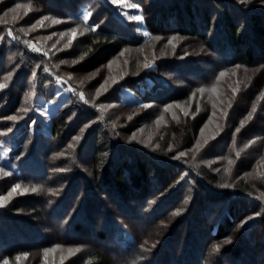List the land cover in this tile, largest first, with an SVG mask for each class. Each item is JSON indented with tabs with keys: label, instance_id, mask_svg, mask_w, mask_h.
<instances>
[{
	"label": "trees",
	"instance_id": "obj_1",
	"mask_svg": "<svg viewBox=\"0 0 264 264\" xmlns=\"http://www.w3.org/2000/svg\"><path fill=\"white\" fill-rule=\"evenodd\" d=\"M23 1L44 9L41 12L45 14L53 13L74 18L80 7L90 5L87 2L93 0ZM132 2L142 7L144 28L155 39L164 35L181 40L176 54L169 58L160 57L154 63L155 70L149 74V77L154 79L152 85L147 83L145 75L131 77L120 85L140 96L145 103L163 105L178 101L185 88L194 90L201 86L207 87L223 70L264 71V3L261 0H248L247 3H241L240 0ZM96 20L97 18L91 22L97 24ZM113 20L114 18L109 17L102 26L99 22L98 24H101L98 31L88 33L90 42L86 47L85 56L73 67V71L93 72L107 65L120 50L127 46L135 48L141 42L140 36L130 32L125 24L117 19L116 22ZM5 41L8 42V39ZM9 43L11 49L13 44L11 41ZM20 49H12V52L16 50L13 57L19 66V75L17 73L16 78L9 83V89L0 94V132L18 127L16 132L10 131L6 132V135H0V142L6 140L11 147L10 156L14 165L17 166L20 162V181L38 186L42 190L35 198L23 202L30 207L21 206L23 211L34 212V200L44 202L43 205L48 207V211H41V207L35 209L36 215L41 219L35 226L24 219L20 222L19 219V222L8 220L11 224L7 227L4 221L11 218L4 216L0 222V231H3V239L14 242L10 253L36 250L54 242L56 245L82 244L83 248H88L84 258L85 264H127L134 257L138 264H264L263 182L258 185L259 189L253 186V181L251 183L238 178L231 181L233 187L217 191L215 189L219 184L218 176L203 165L196 168L193 178L201 202L207 206L220 204L229 198L228 194L231 192V201L234 197L238 199L236 209L232 204L228 206L227 214L220 216L217 212L211 215L205 209V216L201 220L197 219L195 229L191 226L187 234L178 236L172 242L171 236L175 234L172 227L166 240L159 244L156 250L148 253L149 250L145 246L150 232L166 219L162 201L171 198L178 190L176 185L168 186L163 195H160V202L142 214L144 196L149 199L153 196L147 188L152 182L157 188L173 183L169 169L160 161L174 156L177 151L191 149L194 139L208 118L207 110L192 121L189 117H182L171 122L169 130L174 138L170 143L162 142L157 146L158 150L145 157L137 146L123 142L112 130L111 124L101 120L91 122V132L87 129L79 131L80 145L72 155L73 159L77 160L82 158L84 152L92 153L87 156L90 166L93 167L91 179H86L80 186L84 174L79 173L78 178L74 175L62 194L61 190L56 194L51 192L54 186L50 178L57 172L52 152L59 150V147H65L70 142V136L75 135L71 133L73 128L80 127L75 119L91 120V111L81 100L70 98L50 129L52 139L58 142L57 146L38 142H35V145L34 141H28L29 136L25 139L24 136L28 134L30 127L29 119L22 122L21 126L20 122L12 125L11 121L4 119L16 115L27 91L24 76L34 71V61L33 64L30 62L27 47L21 52ZM2 55L4 53L1 52L0 57H3ZM2 63L5 64V61ZM235 65L240 67L235 68ZM5 71V66L0 63V75H4ZM42 71L41 67L39 72ZM56 75L58 77L59 74ZM163 77L168 79L169 84L161 80ZM54 82L55 79L40 74V95H47L48 90L55 86ZM241 110H234L232 115ZM72 116L75 119L70 122L69 118ZM233 126L235 131L237 123L234 122ZM253 131L263 137V120H260ZM232 136H228L229 140L233 139ZM165 139L167 140V135ZM179 161L178 166L183 171L188 170L189 160L181 158ZM59 176L62 177L63 174ZM260 212V216L257 215L255 219L239 227V221L243 217ZM27 235L28 239L25 237ZM228 237L231 238V243L225 244L224 240ZM37 239L40 242L34 243ZM214 244L223 246L219 253L212 250ZM148 255L150 258L145 260Z\"/></svg>",
	"mask_w": 264,
	"mask_h": 264
},
{
	"label": "rangeland",
	"instance_id": "obj_2",
	"mask_svg": "<svg viewBox=\"0 0 264 264\" xmlns=\"http://www.w3.org/2000/svg\"><path fill=\"white\" fill-rule=\"evenodd\" d=\"M128 2H132V0H128ZM16 3L28 5L31 10L26 13L25 9L22 7L14 9L12 12L6 11L8 7H13ZM88 3L90 5L85 4L86 7H80L79 13L72 18L55 15L53 13L45 14L41 12V10L44 9L30 4L27 1L0 0V53H4V55H2L3 57H0V63L1 66H5L6 68L5 74L0 75V84L7 86L0 90V94L3 93L4 90L9 89V83L14 80L17 73L19 75L20 72L13 54L16 50H19V48H21V52L23 48L27 47L24 41L31 40L41 49L40 52H35L27 47V55L29 56L30 62L33 64L34 61L33 72L36 73V76L32 75L33 72L24 76L23 80H25V89H27V91L15 115L18 119L15 122L11 121L12 125H16L20 122L21 126L23 125L21 124L22 122L29 119L30 127L28 128V134L25 135L24 138L26 139L27 136H29L28 141L30 143L34 141L35 145V142H38L40 144L57 146L58 142L52 139L50 133L52 123L57 115H59L60 110L67 106L70 98L74 97L80 100V92H83L85 98L89 101V103L85 104L81 100L86 108L91 111V120H78L75 119L74 116L70 117V122L75 119L78 125L80 124V127L78 129L73 128L71 133H75L74 136H80L79 133L85 130V125H89L86 129L91 132V122L94 123L98 120L111 125L115 124L116 127L113 128L112 126V130L119 135L126 144L137 146L138 150H141V155L145 154L144 157L146 155H152L151 152L158 150L157 146L159 147L162 142L170 143V140L174 138V136L171 135V130H169L171 122L180 120L182 117H189L192 121L203 111H208V118L206 120L207 126H205L206 122L202 126L205 127V132L201 133V131H199L193 144L197 142V139H199L201 144H203L205 139H209V143L198 153L195 152V150L185 151L187 155L183 158L189 160V165L187 166L188 170L183 171V169L178 166L180 159H173V156L163 159L160 162L169 169L173 177V183L167 184L166 186L160 185L157 188L154 182H152L147 188L152 192L153 196L151 195L150 199L144 196L142 214L147 213L160 202L161 199H159V197L163 195L168 186L176 185L178 188L177 192L174 193L171 198L162 201L166 219L158 223V227L150 232L148 241L146 240L145 242V246L149 250L148 253H150L156 250L158 245L166 240L170 228L173 227V232L175 233L171 236L172 242L175 241L178 236L187 234L191 226L195 229L197 219L201 220L202 217L205 216V209H207V212L211 215L213 212H217L216 214L220 216L227 214L228 206L233 204V207H235L237 203L236 200L238 199L234 197V200L232 199L231 201L233 197L231 192L228 194L229 198L223 203L210 204L207 206V204L201 202L198 188L193 181L197 167L202 165L206 166L211 172L218 176L219 184L215 189L217 191L229 189V187H221V185L231 183V181L238 178H243L251 183L253 181V186H257L259 189L260 186L258 185L262 182V184H264V179L258 178L259 173H264V135L262 137L261 134H256L253 131L260 120L264 122V95H262V93H264V71L261 69L254 71L230 69L226 71L225 76L221 77L219 81L213 80L207 87L201 86L194 90L185 88L182 93L183 96H181L178 101H172L163 105H156V103L149 102L145 103L146 101L144 102L140 96H136L131 90L120 85L122 82L127 81V79L137 75L147 76V83L152 85L154 79L149 77V74H152V71L155 70L154 67L156 66L154 63L158 61L160 57L164 58L166 56L169 58L176 54L181 40L174 38L170 44L168 43L169 37L164 35L160 36V39H155L150 33L148 36H144L143 33H148V31L144 28L143 20L129 21L127 17L122 14L126 11L129 14L134 15L139 13L142 15L141 6L139 9H127L121 5L112 4L111 0H93L87 2V4ZM92 4L94 6H91ZM85 9L92 13L89 17L87 29H85L84 21L78 18L82 16ZM42 16L55 17L60 20L61 23L53 24L51 19H48L42 21L41 24H37L35 28H30V26L35 24ZM14 17L16 19H14ZM109 17L114 18L113 22L118 20L125 24L127 26L126 28L131 30L130 32L133 31L140 36L139 39L141 42L135 48L127 46L122 49L125 50L123 56L120 55L121 50L113 56L111 59V61H113L111 69H109L107 64L90 73H77L73 71V67L85 56L86 47L90 42V37L87 36L88 33H96L98 31V26L101 23L100 26H102L107 22ZM96 18L97 24L94 22L92 23L91 21ZM99 22L101 23L98 24ZM77 24L81 27L77 30L78 34L76 39L73 40L70 47H66L70 38L67 29L76 27ZM93 26L96 28L95 31H92ZM9 27L12 28L13 36H15L16 39L7 35ZM137 29H139V31ZM61 32H65V35L60 36ZM53 33H55V35H53ZM4 38L8 39V42H6ZM10 41L13 44L11 49H9ZM53 45H55V47H53ZM12 49L16 50L12 52ZM45 52L47 55L44 54ZM4 58L6 60H4ZM60 60H64L66 63L60 64ZM73 60H76L77 63L72 64ZM125 60L128 61L127 65L124 63ZM3 61H5V64L2 63ZM145 63L152 66L144 68L143 65ZM41 67L43 70L42 73L39 72ZM233 72H235V75H233ZM8 73L12 75L9 76ZM40 74H42L43 77L48 76L49 78L55 79V86L48 90L47 95H40ZM56 74H59L58 77ZM23 75H25V73H23ZM105 77L108 78L106 82L108 91L105 92L101 89V94L97 95L96 88L101 82L105 81ZM113 77L117 81L115 84L112 83ZM165 78L166 77H163L161 80H165L166 83H168V79ZM171 83L174 84L173 82ZM171 83L170 85L172 87ZM213 85H215V91L212 90ZM200 88H204L205 90L200 92L198 91ZM232 88L238 89L235 96L232 93ZM73 90H75V92H73ZM57 92L60 93L59 96L56 95ZM190 96L192 97L191 99H189ZM49 101H51V103H49ZM94 104H102L104 108L102 110L97 109L94 107ZM143 104H149L150 107L145 109L141 107ZM177 104H179V107H177ZM229 104H231V107H229ZM164 105H171V107L165 109ZM254 106L256 108L255 112L252 111ZM24 108H28V111L25 112L23 110ZM238 108L242 110L236 115H232V112L236 109L238 110ZM225 111H227V116L224 115ZM185 112H188L189 115L186 116L184 114ZM41 113H46V115H42ZM249 113L252 114L251 119H246ZM130 116L132 119L129 120L128 118ZM210 116L213 117L211 120H209ZM157 117L160 118L159 121H157ZM230 117L232 118L230 119ZM33 120L36 121L35 124L31 123ZM241 120H245L243 126L240 124ZM234 122L237 123V128H240L239 132H236L237 128L235 131L233 130ZM17 127L18 126L13 127L11 131L16 132ZM219 129H222V131H219L217 135L216 133ZM232 130L234 131L233 133ZM230 134L233 135L232 140L228 138ZM166 135L167 140L165 139ZM74 136H70V142L65 145V147H59V150L52 152L53 159L56 161L55 169H63V171H57L55 176L50 178L54 186L51 192L54 194H56L58 190H61L62 194L67 184L74 178V175L78 178L79 173L84 174V179L81 180L80 186H82V183L86 182V179H91V170L93 167L90 166L91 164L88 162L87 156L92 153L87 154L84 152V155L81 156L82 158L74 160L72 155L80 145V140H73ZM133 136L134 138L130 140L129 138ZM213 136L215 138L210 139V137ZM249 141H252V143L249 144ZM245 145H247V147H245ZM53 149L55 148H52V150ZM5 152L7 155L4 156L3 159H0V168H4L6 171L12 173V175L3 176V174L0 173V195L7 194L14 183H20L22 188H28L29 191L26 194H20L19 192L13 193L11 199L5 201V206L0 207V222L4 216H7L11 218L4 221V225L7 227L11 224V221L8 220L19 222L17 221L19 219L20 222L24 219L35 226L40 223L41 220L38 218V215H36L37 210L35 209L41 207L43 208L41 211L47 212L48 207L43 205L44 202L38 200L33 201V204L36 206L31 204L34 207V212H24L22 207L25 206L24 208H30L23 202L29 201L32 197L35 198L42 190L40 187L36 186L38 189L37 192L32 193L30 189L35 185H29L28 182L25 183L20 181V162L18 161V165L13 167L14 163L11 159L12 156H10L12 149L8 146L7 141L3 140L0 142V155H3ZM237 152L240 153L239 156L236 155ZM46 159H48V155ZM229 160L233 161V163L230 164ZM77 162H81L82 164ZM225 169L229 171L225 172ZM59 174H63V176L61 177ZM64 179L66 181H63ZM261 213L262 212H260V215ZM249 217H251V219H249ZM256 217L257 215H249L248 217H243L239 222L246 221L244 224L246 225ZM239 227H241V223ZM20 228H22V223H20ZM2 232L3 231H0V261H2L4 257H8L11 264H17L14 259L15 254L9 252L14 242L7 240L5 237V239H3V235H1ZM25 237L28 239V235ZM36 242H40V240H34V243ZM53 245L56 244L53 242L48 244V246H42V248H51ZM153 245L155 246L153 247ZM69 247H79L80 251L70 254L68 252ZM42 248L25 251L29 255L27 258L22 257L19 264H41L40 250ZM222 248L223 246H221V249ZM88 251L89 249L83 248L82 244L62 245L61 248L49 254L48 264H85L84 258L87 256ZM148 258H150V255H148V257L146 256L145 260H148ZM130 261L131 259L127 264H138L136 257H134L131 262ZM138 261H140V259Z\"/></svg>",
	"mask_w": 264,
	"mask_h": 264
},
{
	"label": "snow or ice",
	"instance_id": "obj_3",
	"mask_svg": "<svg viewBox=\"0 0 264 264\" xmlns=\"http://www.w3.org/2000/svg\"><path fill=\"white\" fill-rule=\"evenodd\" d=\"M240 2H241V3H247L248 0H240ZM261 2L264 3V0H261ZM111 3H112V4H116V5H121L122 7L127 8V9H139V7H140V5H139L138 3L128 2V0H111ZM22 7L25 9V12H26V13H27V11H30V10H31L30 6H28V5H22L21 3H16L13 7H8V8L6 9V11H7V12H12V11H14V9H19V8H22ZM122 14H123L124 16H126L127 19H128L129 21H132V20H135V21H142V20H143V16H142L141 14H139V13L133 15V14H129L128 12L125 11V12H123ZM91 15H92V13H91L90 11H88L87 9H85V10L83 11L82 16L78 17L79 19H81L82 21H84L85 29H87V27H88V21H89V17H90ZM14 19H16V18L14 17ZM48 19H51V22H52L53 24L61 23V21L58 20V19H56L55 17L42 16V17H40L39 20L36 21L35 24L31 25L30 28H35L37 24H41L42 21H44V20H48ZM80 27H81V26H80L79 24H77L76 27H72V28L67 29V33L70 34V38H69V40H68V43H67L66 47H70V46L72 45L73 40L76 39V36H77V34H78V33H77V30H78V28H80ZM95 30H96V28H95V26H93V27H92V31H95ZM137 30L139 31V29H137ZM81 34H82V33H81ZM7 35H8V36H12L13 39H16V37L13 36V30H12L11 27L8 28ZM53 35H55V33H53ZM64 35H65V32H61V33H60V36H64ZM143 35H144V36H148L149 33L144 32ZM156 39H160V38H159V37H156ZM172 40H173V37H169V38H168V43L171 44V43H172ZM24 43L27 45L28 48L32 49V50L35 51V52H40V51H41L40 47H38L36 44H34L31 40H26V41H24ZM53 47H55V45H53ZM124 51H125V50H121V52H120V55H121V56L124 55ZM44 54L47 55L46 52H45ZM185 55H187V53H185ZM64 63H66V61H64V60H60V64H64ZM75 63H77V61H76V60H73V61H72V64H75ZM112 63H113V61H111V60L108 61V67H109V69H111ZM124 63H125V65H127V64H128V61L125 60ZM151 66H152V65H150V64H148V63H145V64L143 65L144 68H149V67H151ZM234 67H235V68H239L240 65H235ZM226 71H227V70H223V71H221V72L219 73V75L216 76V80L219 81L221 77L225 76ZM8 75L11 76L12 74H11V73H8ZM32 75H33V76H36V73L33 72ZM233 75H235V72H233ZM107 79H108V78L105 77V81H104V82H101L100 85L96 88V94H97V95H100V94H101V89H103L105 92L108 91V88L106 87ZM116 82H117L116 79L113 77V78H112V83L115 84ZM5 87H7V86L4 85V84H0V90L4 89ZM204 90H205L204 88H200V89H198V91H200V92H203ZM212 90L215 91V85H213ZM237 91H238L237 88H232V93H233L234 96H235V94L237 93ZM73 92H75V90H73ZM33 94H34V93H33ZM56 95L59 96L60 93L57 92ZM262 95H264V93H262ZM79 98H80V100H82L85 104L89 103V101L85 98V94H84L83 92H80V93H79ZM191 98H192V97L190 96L189 99H191ZM49 103H51V101H49ZM94 107H96L97 109H100V110H102V109L104 108V106H103L102 104H94ZM141 107H143V108L146 109V108H149L150 105H149V104H143V105H141ZM170 107H171V105H164V108H165V109H168V108H170ZM177 107H179V104H177ZM229 107H231V104H229ZM23 110H24L25 112H27V111H28V108H24ZM252 111H253V112L256 111L255 106L253 107ZM41 114H42V115H46V113H41ZM184 114H185L186 116L189 115L188 112H185ZM224 115L227 116V111L224 112ZM251 116H252V114L249 113V114H248V117H246V119H251ZM212 118H213V117L210 116V117H209V120H211ZM4 119L15 122V121L18 119V117H16V116L13 115V116H7V117H4ZM128 119L130 120V119H132V117L130 116ZM159 119H160V118L157 117V121H159ZM32 123L35 124L36 121L33 120ZM244 123H245V120H241V121H240L241 126H243ZM112 126H113V128L116 127L115 124H113ZM205 126H207V122H206V125H205ZM84 127H85V129H86L87 127H89V125H85ZM10 131H11V128H8V129H7V132H10ZM200 131H201V133H204V132H205V127H202V128L200 129ZM219 131H222V129H219V130L217 131V133H216L217 135L219 134ZM239 131H240V128H237V129H236V132H239ZM0 135H6V132H0ZM234 135H235V134H234ZM133 138H134V136H133V137H130L129 139L131 140V139H133ZM214 138H215L214 136H213V137H210V139H214ZM80 139H81L80 136H74V137H73V140H74V141H79ZM208 143H209V139H205L204 142H203V144H201L200 141H199V139H197V142H196L195 144H193L192 149H189L188 151L195 150V152L198 153V152H200L201 149L204 148ZM251 143H252V141H249V144H251ZM70 146H74V145H70ZM245 147H247V145H245ZM171 148H172V146L170 145V146H169V150H171ZM6 155H7L6 152H5L3 155H0V159H3L4 156H6ZM21 155H23V153H21ZM58 155H59V154H58ZM186 155H187V153H186L185 151H177L176 154H175V156H173L172 158H173V159H181V158L185 157ZM236 155L239 156L240 153L237 152ZM17 159H19V157H17ZM229 163L231 164V163H233V161L229 160ZM13 167H15V165H13ZM57 171H63V169H57ZM228 171H229L228 169H225V172H228ZM0 173H2L3 176H10V175H12V173L6 171L4 168H0ZM258 178H259V179H264V173H259V174H258ZM233 186H234V185L231 184V183H225V184L221 185V187H233ZM37 190H38V189H37L36 186H32L31 189H30V191H31L32 193H36ZM28 191H29V189H28V188H22V186H21L20 183H14V184H12V186H11V188L9 189V191H8L7 194H5V195H0V207L5 206V201L11 199L13 193H17V192H19L20 194H26V193H28ZM256 215H260V213H257ZM249 219H251V217H249ZM245 223H246V221H241V226H243ZM224 243H225V244L231 243V238H230V237L225 238ZM154 246H155V245H153V247H154ZM61 247H62V245L57 244V245H53L51 248H48V247L42 248V249L40 250V251H41V257H40V259H41V264H48V256H49V254H50V253H53L56 249H59V248H61ZM141 248H143V245H141ZM212 250H213L214 252L219 253L220 250H221V245H220V244H214V245H212ZM79 251H80V248H79V247H75V248H73V247H69V248H68V252H69L70 254H74L75 252H79ZM28 255H29V254H28L27 252L16 253L15 256H14V259H15V261L17 262V264H19V261L21 260V258H22V257H23V258H27ZM62 260H63V257H62ZM0 264H11V261H10V259H9L8 257H4V259H3L2 261H0Z\"/></svg>",
	"mask_w": 264,
	"mask_h": 264
}]
</instances>
